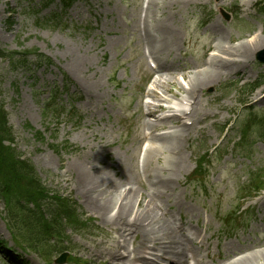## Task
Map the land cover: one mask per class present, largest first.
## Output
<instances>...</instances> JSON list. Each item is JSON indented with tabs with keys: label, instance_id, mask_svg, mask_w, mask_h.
<instances>
[{
	"label": "rangeland",
	"instance_id": "obj_1",
	"mask_svg": "<svg viewBox=\"0 0 264 264\" xmlns=\"http://www.w3.org/2000/svg\"><path fill=\"white\" fill-rule=\"evenodd\" d=\"M257 1L77 0L62 19H53L58 1L47 8L42 0H0V50H35L48 58L47 64L35 65L30 57L24 69H11L7 56H0V107L7 113L15 150L30 162L45 196L31 186L22 193L43 198L40 212L47 218V203L60 195L77 218L61 220L60 233L46 236L37 252L25 246L21 250L10 224L24 233V212L8 202L14 219L6 220L0 201V238L30 264H106L91 253L99 254L116 229L107 224L109 216H100L82 195L77 177L81 166L89 175L85 177L94 176L114 200L119 192L110 188L113 184L121 191L135 187L132 213L141 208L137 201L144 187L161 190L160 185H166V194L157 199L177 225L191 238L197 231L216 234L208 241L213 262L200 253L206 264L226 262V249L252 242L264 248V203L255 205V197L246 202L250 177L264 168V138L250 133L245 147L237 148L247 111L264 114V98L258 102L264 94V66L255 60L264 46L255 51L242 46L264 43V7H255ZM150 47L158 49L163 66L159 74L150 72L143 59ZM218 47L228 48L233 56L219 54L234 62L212 83L200 84L198 100L187 107V95L180 102L185 88L199 87L187 84L208 63L217 62ZM255 81L263 84L250 89ZM60 103L66 110L72 105L82 119H70L65 112L45 117L47 104L56 108ZM179 109L187 110L182 118L186 132L171 118L158 119L181 114ZM150 110L153 115L146 116ZM36 132L42 139H36ZM216 146L214 153H207ZM6 151L3 148L1 158ZM204 156L203 177L190 182ZM263 192L264 187L256 196ZM238 204L244 205L236 226L231 214ZM162 227L157 225L153 233ZM119 240L128 249L136 247L135 236ZM62 250L66 259L56 263ZM146 251V257L170 264L157 258L162 249ZM3 261L0 258V264Z\"/></svg>",
	"mask_w": 264,
	"mask_h": 264
},
{
	"label": "bare ground",
	"instance_id": "obj_2",
	"mask_svg": "<svg viewBox=\"0 0 264 264\" xmlns=\"http://www.w3.org/2000/svg\"><path fill=\"white\" fill-rule=\"evenodd\" d=\"M242 46L247 50L255 51L257 48L264 46V43L256 40L254 42H247L245 45L242 44ZM217 50V54H214V60L217 62L214 65L212 62L208 63V66L202 69V72L194 75L195 79L190 84L188 83V86L195 85L198 87L200 84L206 85L212 83L215 78L223 74L225 66L229 68L228 64L234 62V60L220 55L233 56L228 48L218 47ZM202 87L199 86L197 89L185 88L182 100H185V95H187L190 98L188 100L189 105L194 104L198 100L196 93L200 92ZM149 91L150 95L154 94V89H150ZM157 108L160 109L159 106ZM152 113L153 110L147 111L146 116H151L153 115ZM181 114L186 115V111ZM172 119L176 122L174 116H172ZM176 123L178 124V122ZM181 127L185 132L187 131L186 124ZM175 149L177 148H172V150ZM75 168H77V165ZM77 175L83 186L82 195L89 199L90 206L100 216L103 218L109 216V219L106 220L107 224L110 226L114 225L116 229V236L108 237L99 254L91 253L95 257L94 260L106 264H136V262H140L141 264H158V261L150 260V258L144 255L148 254V251L145 252V249L157 251L162 249L164 254L158 253L157 258L166 260L170 264H188L190 258H192L193 264H206L202 261L199 250L195 248V245L202 247L204 244H207V241L212 236L201 237L199 233H196L191 238L182 226L174 223L173 218L167 214L166 209L162 208V204L157 199L159 196L166 194L164 191V188H167L166 185H160L161 190H154L149 186L144 187L145 190L140 188L139 190H142V192L137 204L141 208L132 213V200L138 194L135 187L129 186L126 187L128 188L127 190L121 191L117 188V185L113 184L110 188H114V191L119 192L118 199L114 200L107 189H102L103 184H98L94 176L92 178L85 177L89 175L81 166L77 169ZM106 187L110 189L108 186ZM261 199L264 202V195ZM129 214H132V218L126 220L125 217ZM157 225L163 227L158 232L153 233V229ZM131 235L135 236L136 247L128 249L124 242L123 244L120 242L119 238L124 237L126 239V237ZM146 242H150L149 247L146 246ZM258 247L262 246L256 242H252L239 248L226 249L225 255L222 258L226 259L227 262L222 264H264V248Z\"/></svg>",
	"mask_w": 264,
	"mask_h": 264
},
{
	"label": "trees",
	"instance_id": "obj_3",
	"mask_svg": "<svg viewBox=\"0 0 264 264\" xmlns=\"http://www.w3.org/2000/svg\"><path fill=\"white\" fill-rule=\"evenodd\" d=\"M65 5L68 4L67 0H61ZM31 50H26V52L30 53ZM0 55H3V53L0 51ZM10 55V54H9ZM261 122L264 121V119ZM260 122L259 126H257L259 130V135L264 138V124ZM5 116L3 113H0V141L1 139L7 137L10 133L9 128L5 126ZM1 149V145H0ZM15 156V154H14ZM14 156L7 157L5 159V163L8 164L9 168L7 169V172H4V185L0 184V191H5V195L10 198V195L12 194V190L10 189L11 185H14L15 183H20L21 180L24 182L20 183V185H27L28 183H31L32 180L30 177V167H28L27 163L24 160H20L19 158H16ZM3 162L0 156V164ZM3 169V168H2ZM36 187L39 190V185L36 183ZM40 193V190H39ZM43 195V194H41ZM45 196V195H43ZM43 198L40 197H34L32 199V203L34 206L38 207L40 205L39 200ZM54 205L57 207H53L52 210L50 211L51 215L56 216L54 217V224H56L58 221H60V218H74L72 210L68 207L67 204L62 202L59 204L60 199L58 196L53 197ZM23 210L27 211L26 206H22ZM59 219V220H58ZM52 221V220H51Z\"/></svg>",
	"mask_w": 264,
	"mask_h": 264
},
{
	"label": "water",
	"instance_id": "obj_4",
	"mask_svg": "<svg viewBox=\"0 0 264 264\" xmlns=\"http://www.w3.org/2000/svg\"><path fill=\"white\" fill-rule=\"evenodd\" d=\"M258 59L264 62V51L261 52L258 56Z\"/></svg>",
	"mask_w": 264,
	"mask_h": 264
}]
</instances>
